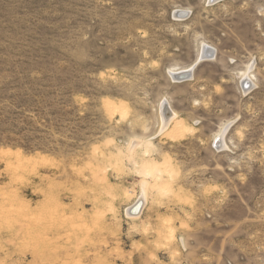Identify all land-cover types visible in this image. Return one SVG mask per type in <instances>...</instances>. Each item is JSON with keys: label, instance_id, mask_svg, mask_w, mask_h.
Segmentation results:
<instances>
[{"label": "rangeland", "instance_id": "obj_1", "mask_svg": "<svg viewBox=\"0 0 264 264\" xmlns=\"http://www.w3.org/2000/svg\"><path fill=\"white\" fill-rule=\"evenodd\" d=\"M0 152V264H264V0H0Z\"/></svg>", "mask_w": 264, "mask_h": 264}, {"label": "bare ground", "instance_id": "obj_2", "mask_svg": "<svg viewBox=\"0 0 264 264\" xmlns=\"http://www.w3.org/2000/svg\"><path fill=\"white\" fill-rule=\"evenodd\" d=\"M212 54V52H211V50H208V48H203L202 49V52H201V56L200 57H204V58H207V57H209V55H211ZM190 71H191V68H189V69H186V70H181V71H170V75L172 76V77H174L173 79L174 80H176V77L178 76V78L180 77V75H184V74H188V73H190ZM179 81V80H178ZM246 82V81H245ZM248 82V81H247ZM243 83V82H242ZM250 84V83H249ZM246 85V84H245ZM111 104V103H110ZM107 105H109V104H107ZM112 105V104H111ZM112 107V106H111ZM112 109V108H111ZM114 109V108H113ZM161 118H162V122H163V129L162 130H164L167 126H168V124L174 119V114H173V112L170 110V108H168V106H166V104H162V106H161ZM181 126V125H180ZM176 128H177V125H176ZM226 129H227V127H226ZM185 130V129H184ZM174 131V130H173ZM226 131V130H225ZM223 135V134H222ZM175 136V135H174ZM222 138H223V136H221ZM222 138H220V139H222ZM218 139H219V137H218ZM220 141H218V143H219ZM221 142H223V141H221ZM221 142L219 143V144H221ZM217 143V144H218ZM220 146V145H219ZM222 146V145H221ZM224 147V146H223ZM222 147V148H223ZM17 152H19V151H17ZM3 153V152H2ZM0 154H1V152H0ZM4 154V153H3ZM6 155H12V153L10 152V151H7V153H5ZM16 156L15 157H20L19 155H17V154H15ZM25 158V157H24ZM23 158V159H24ZM19 159V158H18ZM17 159V160H18ZM42 159V158H41ZM33 160V159H32ZM47 160V159H46ZM20 161V160H19ZM38 161H40V160H38ZM48 161V160H47ZM42 162V161H41ZM45 164V163H44ZM154 171V170H153ZM137 208H138V204H135V206H133V208H132V211H133V209H136L137 210ZM140 208V207H139ZM138 213V212H137ZM136 213V214H137ZM130 216L132 215L131 213L129 214ZM134 216V215H133ZM136 216V215H135Z\"/></svg>", "mask_w": 264, "mask_h": 264}, {"label": "water", "instance_id": "obj_3", "mask_svg": "<svg viewBox=\"0 0 264 264\" xmlns=\"http://www.w3.org/2000/svg\"><path fill=\"white\" fill-rule=\"evenodd\" d=\"M218 1H222V0H209L210 3H214V2H218ZM183 14V13H181ZM184 15V14H183ZM188 77V74H184V75H180V77L178 78V76L176 77L177 80H183L186 79ZM174 78V77H173Z\"/></svg>", "mask_w": 264, "mask_h": 264}]
</instances>
